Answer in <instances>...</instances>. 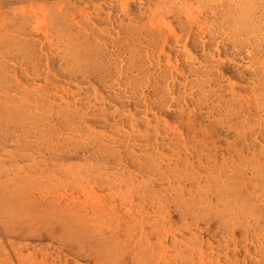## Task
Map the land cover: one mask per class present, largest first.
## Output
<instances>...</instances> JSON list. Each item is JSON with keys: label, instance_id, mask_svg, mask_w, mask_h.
<instances>
[{"label": "rangeland", "instance_id": "obj_1", "mask_svg": "<svg viewBox=\"0 0 264 264\" xmlns=\"http://www.w3.org/2000/svg\"><path fill=\"white\" fill-rule=\"evenodd\" d=\"M0 146V264H258L264 0H0Z\"/></svg>", "mask_w": 264, "mask_h": 264}, {"label": "bare ground", "instance_id": "obj_2", "mask_svg": "<svg viewBox=\"0 0 264 264\" xmlns=\"http://www.w3.org/2000/svg\"><path fill=\"white\" fill-rule=\"evenodd\" d=\"M93 54V53H92ZM100 57V56H99ZM111 58V57H110ZM77 59V58H76ZM84 61V60H83ZM104 63V62H103ZM98 67V66H97ZM84 68V67H83ZM215 68V67H214ZM89 69V68H88ZM115 69V68H114ZM113 71V70H112ZM158 72V71H157ZM209 73V72H208ZM211 73V72H210ZM215 73V72H214ZM123 74V73H122ZM77 75V74H76ZM106 77H108V76H106ZM144 77V76H143ZM86 78V77H85ZM215 78V77H214ZM174 79V78H173ZM154 80V79H153ZM214 80V79H213ZM123 82V81H122ZM134 82V81H133ZM115 84H117V83H115ZM215 84L213 83V88L215 87L214 86ZM99 86V85H98ZM143 86V85H142ZM212 86V85H211ZM113 87V86H112ZM33 88V87H32ZM130 88V87H129ZM216 89H217V87H216ZM216 89H215V91H216ZM112 90V89H111ZM133 90V89H132ZM179 90V89H178ZM212 90V89H211ZM210 90V91H211ZM135 93V92H134ZM163 93V92H162ZM122 95V94H121ZM127 95V94H126ZM20 97V96H19ZM130 98V97H129ZM136 98V97H135ZM153 100V99H152ZM163 103V102H162ZM121 108H123V107H121ZM189 109V108H188ZM181 110V109H180ZM112 112V111H111ZM183 113V112H182ZM101 115V114H100ZM122 115V114H121ZM101 119V118H100ZM8 121V120H7ZM10 121H12V120H10ZM46 122V121H45ZM113 122V121H112ZM108 123V122H107ZM215 123V122H214ZM6 124V123H5ZM68 124V123H67ZM75 124H77V123H75ZM152 125V124H151ZM28 126V125H27ZM66 126V125H65ZM70 126V125H69ZM29 127V126H28ZM106 127V126H105ZM130 127V126H129ZM20 128V127H19ZM136 131V130H135ZM151 131V130H150ZM6 132V131H5ZM180 132V131H179ZM11 133V132H10ZM105 133V132H104ZM131 133V132H130ZM237 133V132H236ZM128 134V133H127ZM142 134V133H141ZM104 136V135H103ZM252 136V135H251ZM22 137V136H21ZM100 138V137H99ZM65 140V139H64ZM106 140V139H105ZM126 140V139H125ZM134 140V139H133ZM31 142V141H30ZM125 143V142H124ZM141 143V142H140ZM163 143V142H162ZM91 144H94V143H91ZM180 144V143H179ZM26 144H24L23 146H25ZM28 145V144H27ZM166 145V144H165ZM22 146V147H23ZM125 146V145H124ZM1 147V146H0ZM77 147V146H76ZM135 147V146H134ZM143 147V146H142ZM148 147V146H147ZM2 148V147H1ZM97 148V147H96ZM104 148V147H103ZM106 149H107V147H105ZM46 149V148H45ZM154 149V148H153ZM156 149V148H155ZM109 150V149H108ZM129 150V149H128ZM102 151H104V150H102ZM111 151V150H110ZM151 151V150H150ZM200 151V150H199ZM38 152V151H37ZM116 152V151H115ZM147 152V151H146ZM237 152V151H236ZM8 153V152H7ZM132 153V152H131ZM51 154V153H50ZM112 154V153H111ZM146 154V153H145ZM150 154H153V153H150ZM47 155V154H46ZM85 155H86V153H85ZM151 156H153V155H151ZM137 157V156H136ZM264 157V156H263ZM32 158V157H31ZM147 158V157H146ZM155 158V157H154ZM154 158H152V159H154ZM158 158H161L160 156H158ZM244 158V157H243ZM90 159V158H89ZM213 159V158H212ZM206 160V159H205ZM52 161V160H51ZM117 161V160H116ZM137 161V160H136ZM139 161V160H138ZM154 161V160H153ZM248 161V160H247ZM6 162V161H5ZM89 162V161H88ZM94 162H95V160H94ZM160 162V161H159ZM200 162V161H199ZM107 163V162H106ZM105 163V164H106ZM114 163V162H113ZM162 163V162H161ZM207 163V162H206ZM109 164V163H108ZM158 164V163H157ZM208 164V163H207ZM225 164V163H224ZM112 165V164H111ZM226 165V164H225ZM245 165V164H244ZM157 166V165H156ZM232 166V165H231ZM42 167V166H41ZM63 167V166H62ZM66 167V166H65ZM112 167V166H111ZM208 167V166H207ZM237 167H239V166H237ZM11 168V167H10ZM159 168V167H158ZM211 168V167H210ZM88 169V168H87ZM103 169H104V167H103ZM156 169V168H155ZM162 169V168H161ZM160 169V170H161ZM175 169V168H174ZM230 169V168H229ZM96 170H98V169H96ZM100 170V169H99ZM135 170V169H134ZM160 170H156V171H160ZM176 170H177V168H176ZM237 170V169H236ZM38 171V170H37ZM129 171H130V169H129ZM163 171V170H162ZM178 171H179V169H178ZM177 171V172H178ZM104 172V171H103ZM108 172H109V170H108ZM128 172V171H127ZM136 172V171H135ZM134 172V173H135ZM176 172V173H177ZM217 172H219L218 170H217ZM21 173V172H20ZM51 173V172H50ZM67 173V172H66ZM74 173V172H73ZM208 173V172H207ZM206 173V174H207ZM210 173V172H209ZM227 173H229V172H227ZM254 173H256V172H254ZM253 173V174H254ZM126 174V173H125ZM129 174V173H128ZM128 174H126V175H128ZM162 174V173H161ZM189 174V173H188ZM211 174V173H210ZM220 174V173H219ZM257 174L258 175H260V172H257ZM65 175V174H64ZM70 175V174H69ZM135 175V174H134ZM136 175H137V173H136ZM146 175H148V174H145V177H146ZM166 175V174H165ZM177 175V174H176ZM214 175V174H213ZM217 175V174H216ZM225 175V174H224ZM229 175V174H228ZM29 176V175H28ZM122 176V175H121ZM140 176H142V175H140ZM178 176H179V174H178ZM203 176H204V174H203ZM206 176V175H205ZM207 176H208V174H207ZM220 176V175H219ZM58 177V176H57ZM130 177V176H129ZM133 177H135V176H133ZM138 177V176H137ZM143 177V176H142ZM183 177V176H182ZM211 177V176H210ZM215 177V176H214ZM229 177V176H228ZM230 177H231V175H230ZM241 177V176H240ZM66 178H67V176H66ZM132 178V177H131ZM167 178V177H166ZM179 178H180V176H179ZM218 178V177H217ZM136 179V178H135ZM147 179V178H146ZM183 179V178H182ZM221 179H222V177H221ZM234 179V178H233ZM237 179H238V177H237ZM75 180V179H74ZM93 180V179H92ZM115 180V179H114ZM130 180V179H129ZM132 180V179H131ZM140 180V179H139ZM141 180H143L142 178H141ZM196 180V179H195ZM194 180V181H195ZM234 180H236V179H234ZM242 180V179H241ZM67 181V180H66ZM111 181V180H110ZM119 181H121V180H119ZM118 181V182H119ZM144 182H145V180H143ZM170 181V180H169ZM37 182V181H36ZM69 182V181H68ZM122 182V181H121ZM139 182V181H138ZM168 182V181H167ZM179 182V181H178ZM192 182V181H191ZM238 182V181H237ZM61 183H62V181H61ZM112 183V182H111ZM115 183V182H114ZM132 183V182H131ZM190 183V182H189ZM228 183H229V181H228ZM233 183V182H232ZM33 184V183H32ZM72 184V183H71ZM94 184V183H93ZM116 184V183H115ZM125 184V183H124ZM167 184V183H166ZM177 184V183H176ZM203 184V183H202ZM242 184V183H241ZM25 185V184H24ZM50 185V184H49ZM48 185V186H49ZM131 185V184H130ZM171 185V184H170ZM191 185V184H190ZM189 185V186H190ZM211 185V184H210ZM132 186V185H131ZM177 186V185H176ZM201 186V185H200ZM208 186H209V184H208ZM215 186V185H214ZM109 187V186H108ZM125 187H126V184H125ZM139 187V186H138ZM193 187V186H192ZM213 187V186H212ZM133 187H131V189H132ZM135 189H137L136 187H134ZM154 188V187H153ZM173 188H175V187H173ZM194 188V187H193ZM198 188H199V186H198ZM203 188V187H202ZM218 188V187H217ZM216 188V189H217ZM25 189V188H24ZM135 189H133V190H135ZM143 189H145L144 187H143ZM196 189V188H195ZM211 189V188H210ZM215 189V188H214ZM215 189V190H216ZM48 190V189H47ZM46 190V191H47ZM63 190V189H62ZM128 190H130V186H129V189ZM155 189H153V191H154ZM166 190V189H165ZM173 190V189H172ZM198 190V189H197ZM218 190V189H217ZM125 191H127L126 189H125ZM170 191V190H169ZM202 191H204V190H202ZM209 191V190H208ZM235 191V190H234ZM239 191H240V189H239ZM244 191V190H243ZM108 192V191H107ZM130 192H131V190H130ZM160 192V191H159ZM166 192H168V191H166ZM217 192H219V191H217ZM13 193V192H12ZM119 193V192H118ZM118 193H116V194H118ZM127 193V192H126ZM133 193V192H132ZM137 193V192H136ZM149 193V192H148ZM188 194H190L189 193V191L187 192ZM197 193V192H196ZM236 193V192H235ZM239 193V192H238ZM245 193V192H244ZM243 193V194H244ZM56 194V193H55ZM94 194V193H93ZM141 194H142V192H141ZM153 194H154V192H153ZM222 194V193H221ZM220 194V195H221ZM242 194V195H243ZM69 195V194H68ZM92 195V194H91ZM114 195H115V193H114ZM128 195H130V194H128ZM155 195V194H154ZM176 195V194H175ZM185 195V194H184ZM195 195V194H194ZM205 195V194H204ZM117 196V195H116ZM139 196V195H138ZM202 196V195H201ZM200 196V197H201ZM222 196V195H221ZM255 196L258 198V201L257 202H255V201H252V200H250V199H245L244 200V206H245V208L247 209V212L248 213H251V214H253V216H254V219H255V221H257L259 224H260V226H262L263 227V229H260V234H262L263 235V233H264V219L263 218H261L260 217V209H261V207H263L264 206V189H258V190H256L255 191ZM35 197V196H34ZM102 197H103V195H102ZM124 197H125V195H124ZM128 197H130V196H128ZM145 197V196H144ZM153 197V196H152ZM187 197H188V195H187ZM195 197V196H194ZM199 197V196H198ZM254 197V196H253ZM76 198H78V197H76ZM189 198V197H188ZM24 199V198H23ZM126 199V198H125ZM143 199H145V198H143ZM156 199H157V196H156ZM185 199V198H184ZM196 199V198H195ZM28 200H30V199H28ZM88 200V199H87ZM170 200V199H169ZM24 201H25V199H24ZM23 201V202H24ZM142 201V200H141ZM157 201V200H156ZM171 201V200H170ZM175 201V200H174ZM179 201V200H178ZM34 201H32V203H33ZM103 202V201H102ZM129 202V201H128ZM160 202V201H159ZM167 202V201H166ZM181 202H183V201H181ZM218 202H221V201H218ZM242 202V201H241ZM141 203H143V202H141ZM36 204V203H35ZM47 204V203H46ZM128 204V203H127ZM145 204V203H144ZM152 204V203H151ZM163 204V203H162ZM190 204H191V202H190ZM167 205V204H166ZM183 205V204H182ZM199 205H200V203H199ZM205 205H206V203H205ZM209 205V204H208ZM156 206V205H155ZM158 206V205H157ZM156 206V207H157ZM178 206V205H177ZM184 206V205H183ZM182 206V207H183ZM55 207V206H54ZM57 207V206H56ZM115 207V206H114ZM191 207V206H190ZM196 207V206H195ZM228 207V206H227ZM116 208V207H115ZM158 208H159V206H158ZM176 208V207H175ZM197 208V207H196ZM224 208H226V207H224ZM229 208V207H228ZM227 208V209H228ZM58 209V208H57ZM167 209V208H166ZM158 210V209H157ZM222 210V209H221ZM240 210V209H239ZM16 211V210H15ZM59 211V210H58ZM114 211V210H113ZM144 211V210H143ZM211 211H212V209H211ZM228 211V210H227ZM232 211V210H231ZM235 211V210H234ZM237 211V210H236ZM163 212V211H162ZM176 212V211H175ZM188 212V211H187ZM194 212H195V210H194ZM193 212V213H194ZM190 213V212H189ZM208 213V212H207ZM237 213V212H236ZM158 214V213H157ZM191 214V213H190ZM42 216V215H41ZM87 216V215H86ZM85 216V217H86ZM108 216V215H107ZM196 216H197V214H196ZM236 216V215H235ZM222 217V216H221ZM89 218V217H88ZM93 218V217H92ZM163 218V217H162ZM177 218H179L178 216H177ZM10 219V218H9ZM107 219V218H106ZM166 219V218H165ZM181 219V218H180ZM220 219V218H219ZM135 220V219H134ZM160 220V219H159ZM163 220V219H162ZM198 220V219H197ZM228 220V219H227ZM182 221V220H181ZM233 221V220H232ZM239 221V220H238ZM100 222V221H99ZM117 222V221H116ZM145 223V222H144ZM159 223V222H158ZM161 223V222H160ZM159 223V224H160ZM166 223V222H165ZM178 223V222H177ZM127 224V223H126ZM136 224V223H135ZM157 224V223H156ZM173 224V223H172ZM94 225V224H93ZM169 224H167V226H168ZM179 225V224H178ZM190 225V224H189ZM231 225V224H230ZM165 227H166V225H164ZM173 226V225H172ZM182 226V225H181ZM121 227H122V225H121ZM126 227V226H125ZM155 227L156 226H154L153 228L155 229ZM160 227H163V226H160ZM71 229V228H70ZM89 229V228H88ZM107 229V228H106ZM153 229V230H154ZM158 228H156L155 230H157ZM168 229V228H167ZM170 229V228H169ZM130 230V229H129ZM152 230V231H153ZM166 229H164V231H165ZM177 230V229H176ZM96 231V230H95ZM159 231V230H158ZM170 231H173V230H170ZM132 232V231H131ZM187 232V231H186ZM71 234V233H70ZM174 234V233H173ZM192 234V233H191ZM189 235H190V233H189ZM179 236V235H178ZM186 237V236H185ZM197 237V236H196ZM159 238V237H158ZM163 238V237H162ZM174 238V237H173ZM180 238V237H179ZM247 238V237H246ZM259 238L261 239V237H260V235H259ZM172 239V238H171ZM175 239V238H174ZM231 239V238H230ZM162 240V239H161ZM165 240V239H164ZM179 240H181V239H179ZM192 240V239H191ZM245 240V239H244ZM177 241V240H176ZM185 241H187V240H185ZM185 241H183V242H185ZM261 240H259V242H260ZM180 242V241H179ZM220 242V241H219ZM223 242V241H222ZM256 242V241H255ZM258 242V244L256 245L255 244V246H256V253L254 254V255H256L257 256V261H258V264H264V244H261V243H259ZM172 243V242H171ZM187 243H188V241H187ZM189 243H191V242H189ZM224 243V242H223ZM244 243V242H243ZM179 244V243H178ZM177 244V245H178ZM16 245H17V243H16ZM176 245V244H175ZM177 245H176V247H177ZM228 245V244H227ZM244 245V244H243ZM159 246V245H158ZM185 247H186V245H184ZM189 247V246H188ZM196 247V246H195ZM111 248V247H110ZM128 248V247H127ZM181 248V247H180ZM252 248V247H251ZM115 249V248H114ZM136 249V248H135ZM140 249H143V248H139V256H138V258L136 259V264H156V260H157V258L159 257V256H153L151 253H148V254H145L142 250H140ZM183 249V248H182ZM189 249H190V247H189ZM189 249H187V250H189ZM254 249V248H253ZM184 250V249H183ZM250 250V249H249ZM159 251V250H158ZM178 251V250H177ZM102 252V251H101ZM164 252V251H163ZM187 252V251H186ZM252 252H253V250H252ZM159 252H157V254H158ZM182 253V252H181ZM254 253V252H253ZM176 254H178V252L176 253ZM179 254H180V252H179ZM248 254V253H247ZM250 255V254H249ZM186 256H187V254L186 255H183L182 256V261H183V263L184 264H188V262H186ZM244 256V255H243ZM247 256V255H246ZM253 256V255H252ZM107 257H108V259H106V261L103 263V264H121L120 263V261H121V256H120V252L118 251V252H116L115 250H113V249H109L108 250V252H107ZM249 257V256H248ZM101 258H103V257H101ZM191 258V257H190ZM195 259V258H194ZM256 259V258H255ZM189 260V259H188ZM160 260H157V262H159ZM253 262V261H252ZM180 263V262H179ZM194 263V262H193ZM158 264V263H157ZM174 264V263H173Z\"/></svg>", "mask_w": 264, "mask_h": 264}]
</instances>
